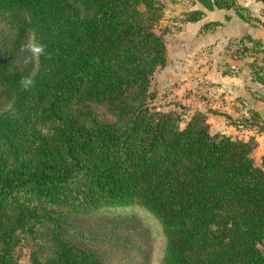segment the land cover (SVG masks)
I'll list each match as a JSON object with an SVG mask.
<instances>
[{
	"label": "trees",
	"instance_id": "1",
	"mask_svg": "<svg viewBox=\"0 0 264 264\" xmlns=\"http://www.w3.org/2000/svg\"><path fill=\"white\" fill-rule=\"evenodd\" d=\"M161 17L156 0H0V25L14 32L0 27V264H22L20 234L34 241L29 264H105L68 236L73 217L133 222L136 211L163 231L161 264H264V159L212 133L204 113L182 127L153 105L168 61ZM32 33L50 58L19 67Z\"/></svg>",
	"mask_w": 264,
	"mask_h": 264
},
{
	"label": "rangeland",
	"instance_id": "2",
	"mask_svg": "<svg viewBox=\"0 0 264 264\" xmlns=\"http://www.w3.org/2000/svg\"><path fill=\"white\" fill-rule=\"evenodd\" d=\"M156 1L162 17L155 31L166 41L168 61L152 78L151 90L156 94L153 105L162 112H176L184 127L199 111L193 113L196 107L192 102L183 106L177 100L175 88L183 85V95L189 93L194 97L191 101L204 105L212 133L251 142L252 159L262 167L264 85L256 80L251 64L257 59L259 72L264 75V53L248 38L259 40L264 47V4L234 0L232 9L208 10L201 0ZM195 13L202 14L201 20L190 22ZM0 27L1 36L11 40L13 30L7 25ZM245 46L254 47V52L242 54ZM17 57L18 66L25 67L22 53ZM203 75L210 79L206 80L208 90L202 88ZM222 77L232 80L225 82ZM135 213L131 215L135 221L121 223L102 216L73 217L78 220L68 236L97 253L105 264H161L166 240L160 225L143 211ZM20 238L17 255L20 263L29 264L34 241L30 234H20Z\"/></svg>",
	"mask_w": 264,
	"mask_h": 264
},
{
	"label": "clouds",
	"instance_id": "3",
	"mask_svg": "<svg viewBox=\"0 0 264 264\" xmlns=\"http://www.w3.org/2000/svg\"><path fill=\"white\" fill-rule=\"evenodd\" d=\"M20 52L22 53V62L25 66L33 64L34 61L39 60V58L42 56L50 58V54L47 52L46 45L40 43L36 39L34 33L27 34L25 41L21 45ZM19 85L22 90L30 91L35 86L33 75L30 73L28 75L22 76L19 80Z\"/></svg>",
	"mask_w": 264,
	"mask_h": 264
},
{
	"label": "crops",
	"instance_id": "4",
	"mask_svg": "<svg viewBox=\"0 0 264 264\" xmlns=\"http://www.w3.org/2000/svg\"><path fill=\"white\" fill-rule=\"evenodd\" d=\"M255 38H259V39H263V37L262 36H260V35H256L255 36ZM203 77V79L201 78L200 80H202V82H203V86H202V88H203V90H208L209 89V87H207V85H206V80H208V81H210V79H209V77L208 76H206V75H203L202 76ZM212 77V76H211ZM213 78V77H212ZM221 80H225V82H226V80H232V79H230L229 77H225V78H223L222 77V79ZM208 83V82H207ZM234 86V85H233ZM182 88H184V86L183 85H179V86H177L175 89H178V92H177V94H179V96L177 97V100H180L181 101V105H183V106H188V105H186L185 103L188 101V102H192V104H193V106L194 107H196V109L193 111V113H195V112H197V111H199V112H204L205 113V111H204V109H203V107H204V105L202 104V103H195V102H193V101H191V99L192 98H194L193 96H191V95H189V93L188 94H186V96L185 95H183V93H181L182 92ZM175 96H176V94H175ZM178 102V101H177ZM187 104H190V103H187ZM198 108V109H197ZM191 111V112H192ZM190 112V111H189ZM208 116H209V114H208Z\"/></svg>",
	"mask_w": 264,
	"mask_h": 264
}]
</instances>
